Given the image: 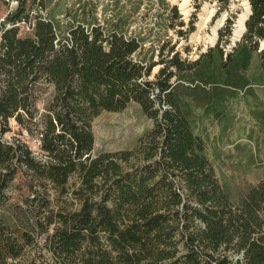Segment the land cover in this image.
Segmentation results:
<instances>
[{
    "label": "trees",
    "instance_id": "trees-1",
    "mask_svg": "<svg viewBox=\"0 0 264 264\" xmlns=\"http://www.w3.org/2000/svg\"><path fill=\"white\" fill-rule=\"evenodd\" d=\"M12 1L0 24V208L17 177L26 191L9 205L20 226L0 230V264H25L7 262L19 257L9 250L50 227L55 264H264V179L231 203L201 136L205 121L251 92L244 72L254 53L264 67V0H247L230 51L219 41L193 61L148 26L152 8L162 26L181 17L165 0H45L24 37V0ZM138 83L153 91L152 125L132 150L92 155L93 119L124 108L114 88ZM11 121L39 152L4 138Z\"/></svg>",
    "mask_w": 264,
    "mask_h": 264
},
{
    "label": "rangeland",
    "instance_id": "rangeland-1",
    "mask_svg": "<svg viewBox=\"0 0 264 264\" xmlns=\"http://www.w3.org/2000/svg\"><path fill=\"white\" fill-rule=\"evenodd\" d=\"M165 1L175 5L181 17L173 22L164 17L168 25L162 26L156 8H152L148 13L147 23L153 32L158 31L162 38L167 39V48L176 45L175 50L179 51L182 58L196 60L219 41L222 49L228 52L240 41L238 21L242 15L249 12L244 0ZM44 2L45 0H24V12L17 24L19 36L32 34L35 21L44 16ZM15 6L16 3L12 0H0V24ZM179 22L183 25L179 26ZM214 27L217 30L212 41ZM180 30L184 33L183 36L178 34ZM220 30L223 34L221 38ZM157 59L155 55L154 60ZM158 68L159 65L153 67L149 80L153 79ZM244 75L249 80L251 92H239L229 101L225 113L218 120L205 121L201 131L205 155L213 168L215 178L233 204L239 203L249 187L256 186L264 179V67L261 66L256 53L253 54ZM261 78L262 83L259 81ZM112 93L124 100V108L113 112L103 111L93 119L91 130L94 136V156L132 150L138 137L152 125V121L146 116V111L153 103L151 89L138 83L130 91L118 87L114 88ZM10 125L11 132L5 135L6 140L19 138L32 151L39 152L38 142L34 138L19 129L13 121ZM20 183L19 177L12 182V187L6 193L9 197L8 203L0 208L2 232L14 230L13 214L9 205H13L24 195L26 188H18ZM24 216L28 217L29 214L25 213ZM14 224L20 226L19 222ZM19 229L32 237H35L37 232L36 229ZM50 233L51 227L44 235L35 237L36 241H21L23 246L20 250H9L12 256L14 252H18L19 257L12 260L8 258L7 262L26 256L25 264H29L31 258L33 264H55L50 245L45 242L46 234ZM237 258H241L240 254L233 256L234 260Z\"/></svg>",
    "mask_w": 264,
    "mask_h": 264
},
{
    "label": "bare ground",
    "instance_id": "bare-ground-1",
    "mask_svg": "<svg viewBox=\"0 0 264 264\" xmlns=\"http://www.w3.org/2000/svg\"><path fill=\"white\" fill-rule=\"evenodd\" d=\"M244 1H245L246 9L249 10V8H248L249 6H248L247 0H244ZM246 17H247V15H242L241 18H240V20L238 21V31H239V33L242 32V30H243V25H244V21H245ZM216 30H217V28L214 27L213 28V38H212V41H214V39L216 37Z\"/></svg>",
    "mask_w": 264,
    "mask_h": 264
},
{
    "label": "water",
    "instance_id": "water-1",
    "mask_svg": "<svg viewBox=\"0 0 264 264\" xmlns=\"http://www.w3.org/2000/svg\"><path fill=\"white\" fill-rule=\"evenodd\" d=\"M247 2H248V1H247ZM248 6H249V3H248ZM250 13H251V11H250V6H249V12L247 13V17H246L245 21L247 20V18H248V16L250 15ZM245 21H244V25H243L244 28H243V30H242V32H241V34H240V37L242 36L243 32L245 31ZM262 47H263V45L260 46V49H259V50H261Z\"/></svg>",
    "mask_w": 264,
    "mask_h": 264
}]
</instances>
